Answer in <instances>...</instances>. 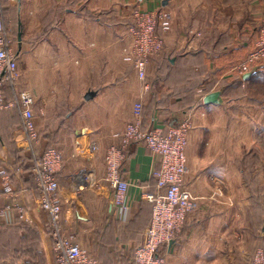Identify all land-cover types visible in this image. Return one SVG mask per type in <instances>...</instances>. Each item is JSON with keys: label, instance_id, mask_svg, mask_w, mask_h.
<instances>
[{"label": "crops", "instance_id": "0c3cea01", "mask_svg": "<svg viewBox=\"0 0 264 264\" xmlns=\"http://www.w3.org/2000/svg\"><path fill=\"white\" fill-rule=\"evenodd\" d=\"M263 3L4 0L6 27L14 12L18 17L17 44L11 47L29 71V86L22 88L35 100L38 139L21 140L20 150L29 149L30 165L48 150L61 154L56 178L66 227L100 264H131L152 216L146 198L158 190L153 172L160 157L143 144H132L122 165L130 185L124 206L116 204L105 181V155L119 143L114 135L133 120L137 102L144 104V130L191 122L190 173L184 184L197 207L172 247L161 252L167 264H250L253 252L263 249L262 230L256 248L248 251L235 226L239 212L233 206L247 199L245 168L236 158L246 151L241 153V144L232 146L241 129L233 125L230 109L244 107L247 99L226 97L224 86L235 83L240 90L264 71V61L251 65L248 72L257 70L247 80L248 72L238 70L258 48ZM137 9L164 11L172 19V30L163 34L164 51L148 62L149 91L124 60L128 26ZM214 92H220L219 103L205 104ZM252 119L254 129L264 121V109ZM238 121L250 120L242 114ZM18 126L7 112L0 113V264H55L51 218L43 210L33 167L14 164L6 143ZM92 144L99 148L96 153L89 151Z\"/></svg>", "mask_w": 264, "mask_h": 264}, {"label": "built area", "instance_id": "2783aa9c", "mask_svg": "<svg viewBox=\"0 0 264 264\" xmlns=\"http://www.w3.org/2000/svg\"><path fill=\"white\" fill-rule=\"evenodd\" d=\"M3 2L4 0H0V111L19 109L25 139L36 142L38 138L33 108L35 100L30 92H19L12 102L5 97L4 87L16 80L19 63L17 54L11 47L12 40L4 19ZM171 30L172 19L169 13L140 9L133 13V21L128 26V43L123 52L124 60L133 65L146 91L150 90L148 62L164 51L163 34ZM260 61H264V26L260 28L257 50L238 70L242 74L246 73L251 65ZM143 110V102H137L133 108V120L125 129L114 135L119 143L111 145L105 155V181L115 192L116 204L124 206L130 185L122 177V165L128 148L132 144H143L160 157V165L153 172L158 190L146 198L153 205L152 217L144 232L145 241L136 248L131 264H167L161 252L176 239L197 207L184 184L186 176L190 173L187 150L191 122L183 120L167 129L144 130ZM98 150L97 144H92L89 148L91 153ZM61 161L60 153L48 150L33 165L43 210L51 218L55 264H100L98 258L83 250L77 234L66 227L59 196L60 184L56 178L57 167ZM2 175L4 182L8 183V173L3 171ZM250 264H264V250L257 251Z\"/></svg>", "mask_w": 264, "mask_h": 264}, {"label": "rangeland", "instance_id": "374dc122", "mask_svg": "<svg viewBox=\"0 0 264 264\" xmlns=\"http://www.w3.org/2000/svg\"><path fill=\"white\" fill-rule=\"evenodd\" d=\"M7 22L12 45L15 49L19 32V27L17 26L18 17L16 16V12L11 15L10 20H8ZM262 26H264V22ZM260 77L262 81L261 83H252L247 84L246 86L241 85L240 90L239 87L237 88L236 86H234V83L232 84L231 88L228 85H224L226 87V97H240L247 99V103H245L246 105L244 107H241L240 105H235L234 107H232L230 109V115L232 116V118H235L234 120H232L233 125H237L239 127L237 129H241L240 134L238 133L237 136L239 137L240 135H243V137L240 138L233 136L231 140L232 146H238L239 144H241V153L243 151H246L236 159H238V161L240 162V168H245L242 174L247 185V199L244 205L241 203V205L236 206V203L235 206H232L234 207V213L237 214L239 212V220L235 223V226H239L241 228V238L244 236V239L246 240V249L248 251H250L251 249L253 251L254 248H256L255 243L259 242L256 234L258 235L262 230V226L264 223V121L262 123L258 122L256 124V128H254L255 130L252 129L254 124L252 118L256 113H259L260 110L264 109V73ZM27 85L29 86V71L25 68L24 64H21L19 62L18 76L16 80L4 87L6 99L9 102H12V100L15 99L19 92L28 91L22 88ZM19 88H22V90H19ZM6 89L8 90L7 92ZM5 111L13 118L14 121H16L17 124H19L16 129L17 134L14 137L15 140L12 139V143L14 144L15 148L14 152L12 153L15 155H12V161H14L16 164L27 166L32 169L34 163H32L33 165H30L32 162V155L29 149H26L27 151L25 150L24 152L21 151L22 148L20 150V147L23 146L21 145V140L25 139V136H19L20 133H23L22 126L20 125L21 113L17 108H9ZM242 114H245L247 119L250 120L248 123L244 124L245 126L238 121ZM243 145L244 147H242ZM28 147H30V145H28ZM7 169H11L9 164L7 165ZM7 237L12 241L14 240L13 234H8ZM259 250H264V247L263 249L255 250V252H253L252 254V257Z\"/></svg>", "mask_w": 264, "mask_h": 264}, {"label": "water", "instance_id": "95a60500", "mask_svg": "<svg viewBox=\"0 0 264 264\" xmlns=\"http://www.w3.org/2000/svg\"><path fill=\"white\" fill-rule=\"evenodd\" d=\"M256 70L257 69L255 68L251 72H248L247 74H245L244 79L247 80L248 78H250L256 72ZM90 97H91V94L87 96V98H90ZM219 97H220V92H214V93L207 95L205 97L204 102L205 104L219 103ZM262 232L264 233V223L262 226ZM173 244H174V241H171L169 244V247L171 248Z\"/></svg>", "mask_w": 264, "mask_h": 264}, {"label": "trees", "instance_id": "16d2710c", "mask_svg": "<svg viewBox=\"0 0 264 264\" xmlns=\"http://www.w3.org/2000/svg\"><path fill=\"white\" fill-rule=\"evenodd\" d=\"M264 73V71L263 70H261L260 69V71L258 70L257 72H256V74L253 76V78H252V80H254V81H252V83H261L262 81H261V77H259V78H256V76L257 75H259L260 74V76L262 75ZM256 78V79H255ZM234 86H236L237 88L239 87V85L238 84H235L234 83ZM5 90V89H4ZM8 90L6 89V92H7ZM3 112H6L5 110H3V111H1L0 113H3ZM143 114H144V110H143ZM21 116V115H20ZM21 124H22V117H21ZM8 141H9V143H8ZM9 146V150H10V148H12V150H13V152H14V144L12 143V139H7V142H6ZM12 152V153H13ZM11 155H13V156H15L14 154H11ZM12 157V156H11ZM13 158V157H12ZM14 164H15V162H14ZM156 181V180H155ZM156 185H157V183H156ZM154 193H156V192H154ZM154 193H152V194H154ZM149 203V205L151 206V211H152V207H153V205H152V203H150V202H148ZM152 217V216H151ZM151 220V219H150ZM149 223H150V221H149ZM149 225V224H148Z\"/></svg>", "mask_w": 264, "mask_h": 264}]
</instances>
